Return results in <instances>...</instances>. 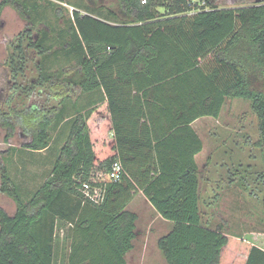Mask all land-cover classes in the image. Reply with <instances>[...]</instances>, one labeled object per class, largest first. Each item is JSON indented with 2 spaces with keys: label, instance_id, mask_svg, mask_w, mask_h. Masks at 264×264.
Listing matches in <instances>:
<instances>
[{
  "label": "trees",
  "instance_id": "1",
  "mask_svg": "<svg viewBox=\"0 0 264 264\" xmlns=\"http://www.w3.org/2000/svg\"><path fill=\"white\" fill-rule=\"evenodd\" d=\"M87 1L72 4L55 38L51 28L32 36L36 2L0 1V15L12 6L28 24L20 58L24 44L41 56L31 88L57 86L60 97L28 121L33 139L23 147L46 149L55 131L69 130L51 174L29 199L0 165L1 189L17 203L14 215L0 206V264H55L58 230L70 241L69 264H128L139 219L128 205L139 192L172 222L158 242L166 264H264L262 247L204 220L195 161L203 141L192 126L219 118L227 98L237 97L251 102L264 136V0L230 8L207 0L208 9L198 0H118L105 13ZM56 14L64 16L60 8ZM57 41L69 63L54 68ZM15 61L13 72L25 75ZM95 94V103H81ZM12 112L0 113L7 138ZM117 158L126 174L97 179ZM83 181L103 187L100 202L84 194Z\"/></svg>",
  "mask_w": 264,
  "mask_h": 264
},
{
  "label": "rangeland",
  "instance_id": "2",
  "mask_svg": "<svg viewBox=\"0 0 264 264\" xmlns=\"http://www.w3.org/2000/svg\"><path fill=\"white\" fill-rule=\"evenodd\" d=\"M77 1L79 0H30L31 3L38 4L40 12V16L34 14L36 25L33 27L32 36L36 38L38 32L51 28V38L57 37L59 31L67 28L69 15L75 8L72 4ZM198 1L206 9L212 7L208 5L207 0ZM211 1L217 8L242 7L257 2ZM85 2L89 3L87 0ZM91 6L100 8L105 13L109 7L118 8V0H94ZM57 8L62 9L63 17L57 16ZM84 9H81V12L84 13ZM165 11L164 8H159L160 13ZM27 27V22L14 7H4L0 15V113L14 110L11 116L15 119H11L14 129L7 138L8 127L2 124L0 118V165H8L25 200L29 199L51 174L53 163L69 131L66 125L62 130L55 131L46 149L31 152L23 147L33 139L30 120L40 112H50L48 110L56 106L60 98L56 96L57 86L48 90L31 88L38 75L37 64L41 61V56L33 54L34 51L24 44L25 58L22 59V54L16 48L21 43V33ZM62 46V41L54 43L53 50L56 55L53 57V63L49 64L54 68L69 63L64 58ZM13 56L17 57V64H24L25 75H22L21 71L16 74L13 72L10 65ZM99 98V94L84 95L81 103H95ZM194 125L203 141L199 170L204 220L209 221L212 227L221 224L228 233L242 236L264 248V136L251 102L244 98L229 97L219 118L203 117ZM59 133H62V137ZM1 180L0 172V206L13 215L17 203L1 189ZM141 197H135L129 206L138 212L139 221L134 247L126 255L127 263L166 264L158 242L170 231L172 224L166 222ZM63 232L57 231L55 264H69L70 241L62 240Z\"/></svg>",
  "mask_w": 264,
  "mask_h": 264
},
{
  "label": "built area",
  "instance_id": "3",
  "mask_svg": "<svg viewBox=\"0 0 264 264\" xmlns=\"http://www.w3.org/2000/svg\"><path fill=\"white\" fill-rule=\"evenodd\" d=\"M143 2H145V0H143ZM124 174H126V170L123 163L117 158L113 161L109 174L98 172L96 177L101 181H105L108 177L116 181L120 180ZM81 189L89 199L95 202H100L103 198L104 189L101 186H92L89 182L83 181Z\"/></svg>",
  "mask_w": 264,
  "mask_h": 264
},
{
  "label": "crops",
  "instance_id": "4",
  "mask_svg": "<svg viewBox=\"0 0 264 264\" xmlns=\"http://www.w3.org/2000/svg\"><path fill=\"white\" fill-rule=\"evenodd\" d=\"M203 118V117H202ZM200 119V118H199ZM199 119H197V120H199ZM197 120H195L194 122H193V124H192V126H193V128L196 130V132L198 133V135H199V137L201 138V135H200V133L197 131V129H196V127H195V122L197 121ZM203 151V150H202ZM201 151V152H202ZM201 152H199L198 154H196V156H195V161H196V163L198 164V166H199V162H200V155H201ZM141 197L143 200L145 199V201H147L149 204H150V202H149V200L147 199V197L144 195V193L143 192H139L138 194H136L135 195V197ZM134 197V198H135ZM134 200V199H133ZM132 200V201H133ZM132 201L130 202V204L132 203ZM130 204L128 205V208L130 209V210H132V211H134V212H136V213H138L136 210H133V209H131L129 206H130ZM151 205V204H150ZM152 206V205H151ZM153 207V206H152ZM154 208V207H153ZM155 210V209H154ZM156 211V210H155ZM15 212H16V210H15ZM157 212V211H156ZM158 213V212H157ZM15 214V213H14ZM13 214V215H14ZM159 214V213H158ZM139 215V214H138ZM160 215V214H159ZM161 216V215H160ZM165 220V219H164ZM138 221H139V219H138ZM138 221H137V223H138ZM166 222H168L169 224H172V222L171 221H168V220H165ZM261 247V246H260ZM263 248V247H262ZM264 249V248H263Z\"/></svg>",
  "mask_w": 264,
  "mask_h": 264
}]
</instances>
